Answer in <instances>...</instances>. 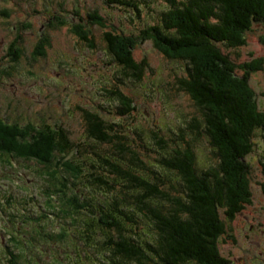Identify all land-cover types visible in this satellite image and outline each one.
<instances>
[{"label":"trees","instance_id":"16d2710c","mask_svg":"<svg viewBox=\"0 0 264 264\" xmlns=\"http://www.w3.org/2000/svg\"><path fill=\"white\" fill-rule=\"evenodd\" d=\"M109 1L128 8L138 19L143 11L140 4L146 3ZM164 1L157 22L137 35L108 27L96 11L88 17L107 30V52L121 68L118 73L129 80H144L149 65L137 61L134 50L147 41L166 59L184 62L185 72L177 78L179 90L201 111L200 117L189 118L186 127L169 136L162 128L126 130L102 114L82 110L87 138L106 145L104 155L71 142L62 127L22 126L0 118V158L9 154L36 160L43 168L45 164L47 186L56 188L64 183L60 178L65 172L75 171L79 180L84 172L81 165H88L89 184L103 192L96 203L81 186L70 202L62 200L66 192L55 194H62L59 203L68 211L70 205L82 210L80 222L87 227L84 241H92L98 251L95 238L100 233L105 237L101 260L96 254L100 264H230L220 253L219 241L229 232L226 221L232 222L252 203L250 167L245 160L253 150L254 132L264 130V112L249 81L250 72L264 69V59L235 67L224 50L244 46L253 26L264 25V0ZM77 32L97 48L94 35L83 27ZM22 42L18 34L10 51L20 54ZM46 44L38 43L36 56H44ZM110 93L117 103L115 115L132 118L138 111L134 100L119 88ZM205 136L218 162L204 170L199 167L195 142ZM56 155L60 162L55 161ZM70 155L80 157V164L71 162L77 168L65 160ZM261 166L264 176V162ZM138 228L142 236L134 233ZM3 261L7 263V255Z\"/></svg>","mask_w":264,"mask_h":264},{"label":"rangeland","instance_id":"374dc122","mask_svg":"<svg viewBox=\"0 0 264 264\" xmlns=\"http://www.w3.org/2000/svg\"><path fill=\"white\" fill-rule=\"evenodd\" d=\"M137 1L142 3L144 0ZM145 1L140 4L143 11L138 19L128 8L113 6L109 0H0V118L22 126L30 123L39 127H62L71 142L104 155L107 146L87 138L82 110L102 114L111 123L125 125L126 130L136 126L155 131L162 128L169 136L186 127L189 118L200 117L201 111L179 90L177 78L185 72L184 62L166 59L152 41H147L134 50V58L145 60L149 65L144 80L141 83L134 78L129 80L118 73L121 68L107 52L104 38L107 30L92 23L88 17L96 11L108 27L137 35L156 23L157 13L165 8L164 0ZM80 27L89 32V36L94 35L97 48H91L81 39L77 32ZM18 34L22 35L23 42L20 44L22 52L16 55L9 48ZM43 40L47 43L45 54L36 56V47ZM245 41L240 48L224 50L235 67L256 58L264 59V25L255 24L246 34ZM250 73L249 84L264 112V69ZM117 88L134 100L138 108L133 112L134 121L115 115L117 103L110 92ZM253 144L252 153L245 160L250 167L252 203L245 206L232 222L226 221L229 232L219 241L220 253L230 264H264V176L261 166L264 162V130L254 132ZM195 145L201 169L217 164L218 158L206 136ZM5 155L0 158V184L14 185L13 190L7 188L8 193L11 191V196H15L7 198V203L14 204L18 199L21 205L15 204L6 210L14 217L0 216V223H3L0 227V258L5 259L2 247L7 246L17 257V262L12 264L19 262V248L27 255H23L21 264H29V261L33 264H100L96 254L101 260L107 247L105 237L100 233L95 238L98 251L94 249L92 241H84L83 232H87V227L80 222L82 210L70 205L68 211L59 203L64 192L68 195L62 200L72 201V195L80 186L84 194L94 200L92 202L96 203L95 199L102 197L103 192L89 184L91 171L88 165H81L84 172L79 180L74 176L75 171L64 173L59 169L64 173L60 180L65 181L56 188L47 186L48 167L45 164L43 168L36 160ZM58 159L60 157L56 155L55 161ZM79 159L74 155L65 158L75 168L78 165L71 162L80 164ZM9 178L12 181H8ZM57 191L62 194H55ZM48 205L51 209H47ZM28 217H35L34 223L29 222ZM221 217L224 218L223 213ZM141 231L138 228L134 233L142 236ZM4 264L9 263L4 261Z\"/></svg>","mask_w":264,"mask_h":264}]
</instances>
